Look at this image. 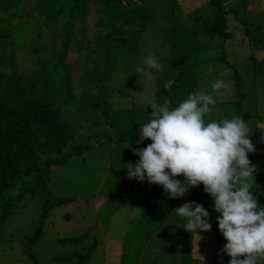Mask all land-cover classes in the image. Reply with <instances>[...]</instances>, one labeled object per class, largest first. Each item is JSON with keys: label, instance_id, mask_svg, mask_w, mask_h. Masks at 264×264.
Segmentation results:
<instances>
[{"label": "rangeland", "instance_id": "374dc122", "mask_svg": "<svg viewBox=\"0 0 264 264\" xmlns=\"http://www.w3.org/2000/svg\"><path fill=\"white\" fill-rule=\"evenodd\" d=\"M20 1L22 12L12 21V39L20 42L25 36V50L18 55L21 73H49L46 49L55 56L63 37L68 34L71 38L73 97H65L63 79L56 72H52L55 76L50 90L53 99L65 106L62 115L72 136L65 151L75 142L85 149L50 167L49 196L67 200L66 203L53 205L43 214L39 197L24 195L16 201L0 225V264H34L24 247L38 227L41 235L31 244L36 264H77L78 258H60L87 251L93 243L95 247L83 264H178L183 253L178 243L180 217L174 204L168 205V210L161 209L163 186L159 190L158 186L144 189L140 185L133 190L126 188L120 195L111 189L114 183L132 180L128 178L127 164H135L139 159L132 149L151 143L140 140V125L152 118L151 103L167 99L175 107L198 91L211 93L216 100L223 97V102L216 103L206 118L208 121L247 113L244 121L252 131L250 139L256 149L248 157L253 165L261 163L263 168L264 0H121L114 9V24L126 38V45L119 46L117 51H106L113 53L114 65L104 83L97 81L102 75L107 35L102 0H88L87 18L81 21L77 16L72 31L64 27L63 13L55 16L56 8L67 0H40L36 8L27 6V0ZM14 4L15 0H0V15L5 22L14 11ZM219 5L224 10L225 23L217 32L210 28L216 23ZM137 6H146L150 18L134 17L130 10ZM39 33L42 37L37 38ZM150 55L162 63V70L147 68L144 61ZM138 67L148 74L137 72ZM179 69L182 78L176 88L163 92ZM136 73L140 75L123 86ZM216 80H223L230 87L218 95L211 88ZM104 98L110 102L112 124L100 121L96 108L89 104ZM130 127H135L137 133L125 134L120 130ZM134 136L136 143L127 147ZM23 179L28 177L18 179L1 200L14 196ZM177 179L183 181L184 177ZM196 189L202 191L203 198V184ZM252 191L254 196L264 193V169L259 168L254 174ZM178 200L179 206L195 201L185 196ZM155 202L158 214L165 220L152 218V210L146 206L154 207ZM49 204L45 203L43 209ZM2 212L0 205V215ZM213 223L210 231L197 229L198 234L195 233L192 251L199 257L196 264H221L226 255L221 250L227 241ZM80 234H87L83 242H69V237ZM229 260L230 257L227 264Z\"/></svg>", "mask_w": 264, "mask_h": 264}, {"label": "trees", "instance_id": "16d2710c", "mask_svg": "<svg viewBox=\"0 0 264 264\" xmlns=\"http://www.w3.org/2000/svg\"><path fill=\"white\" fill-rule=\"evenodd\" d=\"M27 1V6L33 8H36V3L40 2V0H33V3H30V0ZM210 1L216 2L218 0ZM20 3V0H15V4L13 5L14 11L9 15L6 22L0 15V200L2 195L7 192L18 179H22L23 177H28V179H23L21 181L14 196L0 201L3 211L0 215V225L5 216L14 209L16 201L20 200L24 195H30L34 198L39 197L43 214L51 210L50 208L53 205L66 203L67 200H60L49 196L47 183L50 167L55 163L66 161L71 156L75 155V153L83 152L85 149L84 145L79 144L80 142H75L65 151V147L72 139L62 115L65 106L61 102L53 99L50 90L55 76L52 72H56L63 79L65 97L67 99L73 97L74 67H72L69 62V57L73 56L69 45L71 38H69L68 34L63 37L55 56L49 54V49H46V61H48L49 64V73L43 74L42 76H36L34 72L31 74L21 73L19 70L18 55L21 51L25 50V36L21 38L20 42H15V40L12 39L14 36L12 21L19 17L22 12V5ZM120 3L121 0H102L101 2L107 24V35L104 39L106 47L102 75L97 78V81L101 83H104L110 77L114 65L113 53L108 54L106 51L109 52L115 49L117 51L119 50V46L123 44L126 45V38L123 36V33L117 31V24H114L116 15L114 9ZM87 6L88 0H67L60 5L58 10L56 8L55 16L57 17L59 13H63L66 18L63 25L66 29L68 28L69 31H72L77 16L81 21H85L87 18ZM130 12L134 17H140L142 20L150 18V11L146 6H137L131 9ZM223 15L224 10L219 5L215 14L216 23L214 26H211L210 30L220 32V28L225 23ZM24 18L26 19V17ZM19 20H21V18ZM83 34H85V32H83ZM36 36L37 38L42 37L40 33ZM138 75H140V73L130 75L123 83V86L132 83ZM181 78L182 71L179 69L178 75L171 80L174 81L171 87H164L162 91L167 93L169 90L175 89ZM235 84L238 91V82L236 79ZM109 103V100L106 98L97 103L89 102L92 107L96 108L98 115H100V121L103 120L106 123L109 121V124H112L113 119L112 112L110 115L111 108ZM246 116L247 113L241 115L243 119H245ZM120 130L125 131L123 132L125 134L137 133L135 127H130L128 129L123 128ZM133 139L134 140L129 143L130 145L136 143L137 136H134ZM258 164L260 165H256L255 173L259 171V168L261 170L264 169L261 163ZM139 183L140 182L135 179L126 182L121 180L116 184L114 183L111 192L120 195L126 188L132 185L137 186ZM145 183L149 185L147 180H145ZM154 186H158L159 190L161 189L160 185L156 184ZM196 196L198 197L194 198V195H191L190 192L185 195L187 199L191 200L193 198L196 203L204 206L210 214L209 223L214 221L220 214L214 210L212 197L205 193L204 197L200 200L201 195L199 194ZM161 197H163L161 202L164 203L161 209L167 208L168 210L167 206L170 204H174L173 209L179 206L178 198H170L166 193ZM256 198L260 206L264 207V193L257 195ZM48 202H50L48 205L49 207L43 209V205ZM155 204L154 207H151V204L146 206L147 209L149 208L152 210V218L165 220L166 218L162 219V215L158 214L159 206L157 202H155ZM184 222L185 221L180 218L181 231L178 243L183 253L181 254L178 264H196L199 257L193 254L192 251L196 235L183 228ZM38 228L31 239L29 238L26 240L24 247V252L32 259L34 264H36V259L31 251V244L39 239L41 235V230ZM86 237L87 234L75 235L69 237V242H83ZM94 247L95 245L93 243L87 251L69 253L60 259L72 260L78 258L77 264H83L91 255ZM169 250L170 247L164 251L168 252ZM227 259H229V256L226 254L221 264H227ZM203 264L207 263L203 261Z\"/></svg>", "mask_w": 264, "mask_h": 264}, {"label": "clouds", "instance_id": "9594fccd", "mask_svg": "<svg viewBox=\"0 0 264 264\" xmlns=\"http://www.w3.org/2000/svg\"><path fill=\"white\" fill-rule=\"evenodd\" d=\"M144 64L157 71L163 67L154 55ZM136 71L148 74L143 67ZM229 87L223 80L211 84L218 95ZM171 104L167 99L151 103L152 118L140 125V140L151 143L132 149L139 159L127 164L128 178L141 185H147L145 180L161 185L170 198L183 197L191 187L203 184L220 214L218 228L227 241L221 251L230 257L229 264H264V207L252 191L256 166L248 154L256 149L249 125L240 116L206 120L216 98L205 91L190 93L175 107ZM181 175L183 181L177 179ZM174 211L185 221L186 231L198 234L197 229L211 230L210 214L202 204L190 201Z\"/></svg>", "mask_w": 264, "mask_h": 264}, {"label": "crops", "instance_id": "0c3cea01", "mask_svg": "<svg viewBox=\"0 0 264 264\" xmlns=\"http://www.w3.org/2000/svg\"><path fill=\"white\" fill-rule=\"evenodd\" d=\"M223 102V97L222 96H219V99L218 100H216V103H222ZM142 183H139L137 186H130V187H128L129 189H131V190H133V189H136L138 186H140ZM144 185V184H143ZM154 185L155 184H149V185H144V189H152L153 187H154ZM154 192L156 191L155 189L153 190ZM143 192V191H142ZM188 192H190L191 193V195H194V198H196V197H198V196H196V195H199V194H201L202 193V191L201 190H198V189H196V186L195 187H191L190 189H189V191ZM187 192V193H188ZM141 193V192H140ZM205 193V192H204ZM142 195V194H141ZM157 196H154V198H156ZM200 200H201V198H200ZM199 200V201H200ZM215 220H217V219H215ZM215 220L214 221H212V222H214L213 224L214 225H216V226H218V222H215ZM212 222H210V223H212ZM216 226L214 227V230H216ZM196 237V236H195ZM197 242H198V238H197ZM198 244H199V242H198Z\"/></svg>", "mask_w": 264, "mask_h": 264}]
</instances>
